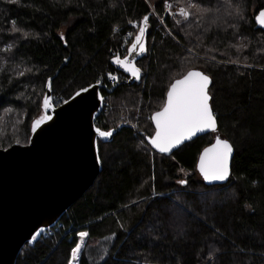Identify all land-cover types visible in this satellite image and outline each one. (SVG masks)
Masks as SVG:
<instances>
[{
  "label": "trees",
  "instance_id": "trees-1",
  "mask_svg": "<svg viewBox=\"0 0 264 264\" xmlns=\"http://www.w3.org/2000/svg\"><path fill=\"white\" fill-rule=\"evenodd\" d=\"M167 2L188 18L165 13ZM262 9L264 0H0V149L27 143L46 78L65 59L52 81V96L64 100L91 83L126 79L112 62L126 54L130 21L149 16L147 52L136 61L142 79L102 90L108 104L96 119L103 130L133 127L98 140L94 183L50 232L22 247L16 264H67L81 231L87 246L111 238L99 264H264ZM192 68L211 78L217 130L159 154L145 139L151 115ZM215 135L234 148L231 174L206 185L195 166ZM79 264H92L85 251Z\"/></svg>",
  "mask_w": 264,
  "mask_h": 264
},
{
  "label": "water",
  "instance_id": "water-1",
  "mask_svg": "<svg viewBox=\"0 0 264 264\" xmlns=\"http://www.w3.org/2000/svg\"><path fill=\"white\" fill-rule=\"evenodd\" d=\"M142 20L143 17L140 23ZM144 26L146 33L141 37V40L145 43V51L141 55L135 56L134 60L129 56L128 49L136 43V36L139 33L138 27L132 41L126 48V54L117 56L112 62L116 69L126 76V79L118 81L112 86L97 84V82L91 83L84 88H79L69 98L56 105L52 101V81L63 64L67 63L68 59H65L55 74L46 78L40 109L37 115L31 119L27 143L14 142L10 146L0 149V264H16L17 256L22 247L26 243L38 241L42 234L53 227L65 211L94 183L102 170L98 153V140L104 143L111 142L122 128L133 127L121 123L115 128L103 130L98 128L95 121L103 109L102 90L111 93L112 89L121 83L130 85L135 82L138 83L142 79L143 72L136 61L144 57L147 52L148 21L144 23ZM135 51L138 52L139 48L137 47ZM126 56H129V61H126L125 65L115 63L117 58L123 60ZM132 64L141 70L138 79L126 71V67H130ZM190 70H198L204 73L197 68ZM187 72L174 79L167 92L171 84L182 79ZM207 76L210 78L209 75ZM82 89H88V91L81 92ZM78 92L81 94L77 95ZM167 92L163 106L153 112L151 117L162 111L167 101ZM46 95L51 98V107L48 109L43 107ZM44 115H50L52 118L32 131L34 122ZM151 122L154 131L145 139L154 151L165 156L171 155L180 146L196 137L217 130L216 120L215 130L206 129L198 132L170 149L169 152L161 153L151 143V139L157 131L155 121L151 119ZM96 129L110 132L111 135L102 138ZM217 138L230 143L228 139L215 135L212 142L201 149L196 161V170L206 185L225 184L231 174L233 146V151L229 157L230 173L228 178L223 181L209 182L203 178L200 171L202 156L206 150L212 148Z\"/></svg>",
  "mask_w": 264,
  "mask_h": 264
},
{
  "label": "snow or ice",
  "instance_id": "snow-or-ice-1",
  "mask_svg": "<svg viewBox=\"0 0 264 264\" xmlns=\"http://www.w3.org/2000/svg\"><path fill=\"white\" fill-rule=\"evenodd\" d=\"M15 2V0H12ZM190 7H195L197 11H200L198 5L190 2ZM184 17L189 16V11L185 9L180 10ZM264 9L260 11L257 16V20L264 25ZM149 17L146 15L143 17L139 26V33L136 36V43L128 49L129 56L135 59V56L141 55L145 51V43L142 42L141 37L146 33L144 23L148 21ZM15 25V21H13ZM13 31H22L19 28L13 27ZM24 36H28L29 33L24 32ZM63 38V37H61ZM139 51H135L136 48ZM129 56L123 58V60L117 58L115 63L118 65H125L126 61H129ZM126 71L131 73L132 77L139 78L140 69L132 64L130 67H126ZM110 78L111 74H110ZM100 82L97 81V84ZM210 78L198 71L190 70L187 74L179 80H176L171 84L169 91L167 92V101L162 111L155 113L151 119L156 124V134L151 139L152 145L157 148L161 153H167L170 149L179 145L182 141L191 138L198 132L206 129H216V119L210 108L209 101L210 96L208 93V86ZM88 89H82L81 92H86ZM81 93H77L80 95ZM102 99V98H101ZM51 98L49 96L44 97L43 107L48 109L51 107ZM50 115L41 116L40 119L34 122L32 131H35L39 125L50 120ZM98 135L102 138H107L111 135L110 132L100 131L96 129ZM233 151L232 145L226 141L217 138L216 143L211 149L206 150L204 156L201 158L200 171L203 178L206 181H223L228 178L229 169V157ZM184 183V181H181ZM81 238L86 237L87 233H79ZM35 238V237H34ZM82 251V245L77 244L73 249V256H77Z\"/></svg>",
  "mask_w": 264,
  "mask_h": 264
},
{
  "label": "rangeland",
  "instance_id": "rangeland-1",
  "mask_svg": "<svg viewBox=\"0 0 264 264\" xmlns=\"http://www.w3.org/2000/svg\"><path fill=\"white\" fill-rule=\"evenodd\" d=\"M166 4H167V6L169 7V10H170V12H171V15H170L171 17L174 16V18H175V16H177V17L180 16L182 19H187V18H188V17H184V16L181 14V12H180L181 9H185V10H187L184 6H182V5H178V6L174 7L175 9H173V7H170V5L168 4V2H167ZM172 9H173V10H172ZM187 11H188V10H187ZM160 21H161V20H160ZM130 25H131L132 29H131V30L129 31V33H128V36H129V37L131 36V31H132V30H136V31L133 33V36L135 35V33H136L137 30H138L139 23H138L137 21L132 20V21H130ZM65 29H66L65 27L62 28L61 32H64ZM129 37H128V38H129ZM132 38H133V37H132ZM131 41H132V39H131ZM131 41H130V42H131ZM126 51H127V50H126ZM111 77H112V78H110V76H109V78H110L111 81H115V80L117 79V75H115V74H111ZM60 100H63V101H64V99H63L62 96H60V95H58V94L52 96V101H53V103H54V101H55V102H57V104H58V102H59ZM54 104H55V103H54ZM107 104H108V103L104 102V97H103V109H102V111L104 110L105 106H107ZM95 123H96V121H95ZM81 232H84V231H81ZM81 232H79V233H81ZM79 233H78V236H79ZM84 233H85V232H84ZM79 244L82 245V251L79 252L78 254L80 255V254H82L83 251H85L87 257L90 259V261H91L92 264H99V263H101V261L105 258L106 254H107V252H108V249H109V247H110V245H111V238H110V237H106V238L102 239L98 244H96V246H94V244H90L91 246H87V244H88V242H87V236H86V237H83V238H81V237L79 236ZM72 255H73V254H72ZM80 257H81V256H80ZM69 258H70V257H69ZM74 258H75V257H74ZM68 261H69V260H68Z\"/></svg>",
  "mask_w": 264,
  "mask_h": 264
},
{
  "label": "built area",
  "instance_id": "built-area-1",
  "mask_svg": "<svg viewBox=\"0 0 264 264\" xmlns=\"http://www.w3.org/2000/svg\"><path fill=\"white\" fill-rule=\"evenodd\" d=\"M165 13H168L169 16L171 15V12H170L169 7H168L167 5H166V7H165ZM50 231H51V228H49L48 230H46L44 233H46V232H50ZM44 233H43V234H44ZM85 233H87V232H85ZM77 244H79V239H78V241H77V243H76V246H77ZM76 246H75L73 249H75ZM73 249H72V251H71L70 258H69V261H68L67 264H79V260H80V256H81V254H80V255L78 254V255L75 256V258H74V256L72 255V254H73Z\"/></svg>",
  "mask_w": 264,
  "mask_h": 264
}]
</instances>
